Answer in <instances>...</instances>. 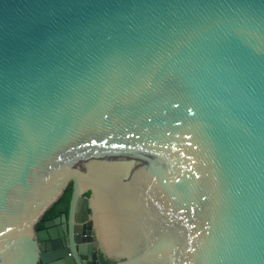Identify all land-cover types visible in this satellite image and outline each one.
<instances>
[{
    "label": "water",
    "instance_id": "95a60500",
    "mask_svg": "<svg viewBox=\"0 0 264 264\" xmlns=\"http://www.w3.org/2000/svg\"><path fill=\"white\" fill-rule=\"evenodd\" d=\"M69 185L114 264H264V0H0V264Z\"/></svg>",
    "mask_w": 264,
    "mask_h": 264
},
{
    "label": "flooded vegetation",
    "instance_id": "af4514ba",
    "mask_svg": "<svg viewBox=\"0 0 264 264\" xmlns=\"http://www.w3.org/2000/svg\"><path fill=\"white\" fill-rule=\"evenodd\" d=\"M91 195L90 191L83 194L87 205L85 209L79 207L72 220L69 218L70 200L66 211L49 218L44 219V215L40 218L34 230L45 231L47 238L43 241L44 248L41 249L46 262L41 260L39 264H114L117 261L109 256L102 244L99 233L100 218L98 211L89 202ZM63 215L64 221L61 220ZM56 219L58 222L51 227L45 226L47 222Z\"/></svg>",
    "mask_w": 264,
    "mask_h": 264
},
{
    "label": "trees",
    "instance_id": "16d2710c",
    "mask_svg": "<svg viewBox=\"0 0 264 264\" xmlns=\"http://www.w3.org/2000/svg\"><path fill=\"white\" fill-rule=\"evenodd\" d=\"M71 195V185H69L61 195V197L45 212L43 218H49L61 211H66Z\"/></svg>",
    "mask_w": 264,
    "mask_h": 264
}]
</instances>
